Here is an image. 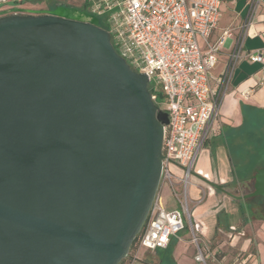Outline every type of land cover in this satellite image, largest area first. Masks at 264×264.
Masks as SVG:
<instances>
[{"label": "water", "instance_id": "95a60500", "mask_svg": "<svg viewBox=\"0 0 264 264\" xmlns=\"http://www.w3.org/2000/svg\"><path fill=\"white\" fill-rule=\"evenodd\" d=\"M168 125L107 30L1 16L0 264L125 260L161 185ZM251 181L228 195L264 199V168Z\"/></svg>", "mask_w": 264, "mask_h": 264}, {"label": "built area", "instance_id": "2783aa9c", "mask_svg": "<svg viewBox=\"0 0 264 264\" xmlns=\"http://www.w3.org/2000/svg\"><path fill=\"white\" fill-rule=\"evenodd\" d=\"M30 1L34 0H0V7L19 9L14 5ZM85 4L91 16L108 26L116 52L133 71L147 76L149 89L161 88L162 103L150 91L154 103L169 116L161 184L173 185L175 166L188 183L209 128L219 117L220 95L211 79L224 40L212 43L211 36L219 24L221 0H85ZM248 58L264 65V53ZM181 205L183 212L167 209L156 197L140 234V249H167L186 229L184 216L192 226L193 242L199 243L200 227L192 222L188 206ZM195 261L206 263L199 245Z\"/></svg>", "mask_w": 264, "mask_h": 264}, {"label": "crops", "instance_id": "0c3cea01", "mask_svg": "<svg viewBox=\"0 0 264 264\" xmlns=\"http://www.w3.org/2000/svg\"><path fill=\"white\" fill-rule=\"evenodd\" d=\"M221 39L224 45L211 79L213 90L220 95L219 117L210 126L209 136L185 184L187 205L192 222L200 227L206 259L212 253L222 256L226 251L223 239L228 237L230 247L238 245L247 254L244 264H264V220L254 219L245 200L228 195L244 196L238 193L252 182L257 170L263 169L257 167L251 175L238 177L230 147L240 148L244 129L264 115V65L248 58L253 53H264V0H221V16L211 42ZM200 44L204 50L203 42ZM174 173V183L179 184L183 170L175 166ZM213 184L223 186V190ZM232 187L234 193L230 191ZM240 227L249 234L232 232ZM252 228L255 233L250 235ZM189 230L191 233V227ZM213 240H217V245L211 253L207 244ZM174 243L176 239L172 240V248ZM180 243L173 251L176 264Z\"/></svg>", "mask_w": 264, "mask_h": 264}, {"label": "rangeland", "instance_id": "374dc122", "mask_svg": "<svg viewBox=\"0 0 264 264\" xmlns=\"http://www.w3.org/2000/svg\"><path fill=\"white\" fill-rule=\"evenodd\" d=\"M62 4L64 6H59L57 8L56 5ZM85 0H36L23 3L19 6V9L10 10L12 7L9 5L0 7V15L5 14H14V13H22V14H33V15H44L39 13H56L57 16H68L69 14L66 11V7H73L77 10L84 9ZM19 11V12H18ZM82 20L84 22H88L87 16L83 17ZM258 120L256 122L250 123L244 129L242 138V146L240 148H234L232 145L230 147L231 153L234 160L235 171L238 177H247L254 173L257 167L264 168V115L261 114L258 116ZM187 180L184 178L182 174V179L180 183H173V185L161 184L157 198L162 200L163 205L167 209H173V207L180 209L182 212L184 211L181 204L187 205V195L185 192V184ZM247 187L243 188V191L238 193V195H246L251 191L248 190V187L252 189V182L246 185ZM167 187L171 189L172 194L168 191ZM166 189V190H165ZM165 190V192H164ZM230 191L234 193L235 188H230ZM250 199L245 200L246 203L249 202ZM188 206V205H187ZM189 211H190V207ZM186 229L178 234V239H176V243H174V247L170 246L163 250L159 249L157 251H150L143 248H139V244H136L124 260L122 264H176L175 259L173 257V251L178 241H181L179 245V249L177 251L178 259L177 264H244L246 253L240 250L238 245H234L230 247L229 239L224 240L225 243V252L222 253V256H219L218 253H212V249L216 247L217 240H213L207 244L209 251L212 253L209 258L206 259V263H198L195 261L196 255L198 252V245L200 247L203 244L199 241V243L193 242L192 232L190 233L189 227V219L185 217ZM233 233L239 235V233H244L248 235L249 233L246 229L236 228ZM255 233L254 228L251 230V234ZM188 237V238H187ZM186 238V240L184 239ZM185 240V245L183 244ZM228 240V241H227ZM172 243V242H171ZM222 257V258H221Z\"/></svg>", "mask_w": 264, "mask_h": 264}, {"label": "trees", "instance_id": "16d2710c", "mask_svg": "<svg viewBox=\"0 0 264 264\" xmlns=\"http://www.w3.org/2000/svg\"><path fill=\"white\" fill-rule=\"evenodd\" d=\"M36 1V0H34ZM21 4L18 5H14V7H19ZM64 6V5H61ZM58 5H56L55 8H57ZM66 11L69 14L68 16H63L65 18L68 19H73V20H78V21H83L82 18L85 16H87V18L89 19L88 22H90L93 25H96L100 28H103L105 30H108V26L106 25V23L104 22L103 19L95 17V16H91L88 12H87V5H84V9H81L80 11L77 10L76 8L73 7H66ZM19 12V11H18ZM17 14V13H14ZM20 14V13H19ZM22 14V13H21ZM39 14H52V15H57L56 13L52 12V13H39ZM5 15H10V14H5ZM5 15H0L1 16H5ZM62 17V16H61ZM151 91V93H153V91L158 95V100L159 103H162L164 101V94L161 90L160 87H157L156 90H152V88L149 89ZM248 206H249V210L251 211V215L254 217V219L257 220H264V199L261 197H255V198H251L248 202ZM140 239V235L136 238V240L134 241L131 249L138 244ZM172 242V241H171ZM171 244V243H170ZM170 246V245H169ZM168 246V247H169ZM172 248V245L170 246ZM124 262V260L120 263L122 264Z\"/></svg>", "mask_w": 264, "mask_h": 264}, {"label": "flooded vegetation", "instance_id": "af4514ba", "mask_svg": "<svg viewBox=\"0 0 264 264\" xmlns=\"http://www.w3.org/2000/svg\"><path fill=\"white\" fill-rule=\"evenodd\" d=\"M62 4H58V7L61 6ZM248 190L252 191L251 187L247 188Z\"/></svg>", "mask_w": 264, "mask_h": 264}]
</instances>
